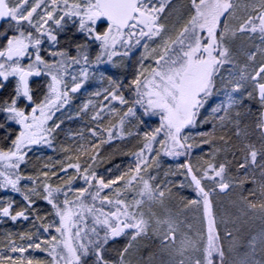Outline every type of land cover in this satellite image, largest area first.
<instances>
[{"label":"snow or ice","instance_id":"6c2138e0","mask_svg":"<svg viewBox=\"0 0 264 264\" xmlns=\"http://www.w3.org/2000/svg\"><path fill=\"white\" fill-rule=\"evenodd\" d=\"M186 8V16H177L179 26L170 28L168 18L180 11L173 0H0V144L8 142L0 147V190L21 194L24 201L17 209L14 199L0 198V218L29 221L38 199L51 206L53 216L44 222L46 216L35 215V230L19 233L23 243L9 241L8 253L18 255L0 250V264H133L131 258L153 240L167 257L161 264H264V0H187ZM257 34L260 44L235 46L239 37ZM138 48L143 51L127 83L101 70L102 65L122 66L123 58L130 60ZM97 73L109 86L92 95L103 100L94 104L89 99L80 111L94 110L91 121L96 127L88 131L98 143L79 145L74 163L71 157L66 165L59 162L60 172L73 169L75 175L64 179L48 164V170L36 176L24 174L21 166L27 164L29 152L53 147L63 121L49 122L69 104L70 94ZM34 77L45 78L39 98ZM123 89H129L134 100L119 115L112 102L129 104ZM137 107L143 117L158 118V126L145 132V142L131 153L135 167L106 179L93 167L99 148L124 138L128 118L144 122ZM105 109L119 116L108 127L101 126ZM246 115L254 116L259 147L251 142L248 128H241ZM206 124L212 131H194ZM229 126L244 142L239 168H259L262 177L259 183L253 177L254 187L240 196L242 213L247 216L246 210H252L261 222L247 239L238 234L227 212L217 214L212 200L217 190L226 193L234 187L227 178V162L206 161L201 169L186 160L178 165L183 171L172 172L185 178L178 185L154 183L151 174L145 177L153 164L160 166L157 157H189L193 148L215 144L217 127ZM219 139L228 144L224 136ZM220 151L212 148L213 160ZM53 176L63 180V186H54ZM248 179L246 171L241 188ZM77 180L83 185L74 188ZM173 186L191 188L196 198L181 196L170 206ZM193 205L202 209V227L194 232L181 219L183 210ZM52 230L57 235H51ZM121 240L123 246L117 247ZM30 251L46 253L49 259L25 255ZM154 256L149 253L147 264Z\"/></svg>","mask_w":264,"mask_h":264},{"label":"rangeland","instance_id":"374dc122","mask_svg":"<svg viewBox=\"0 0 264 264\" xmlns=\"http://www.w3.org/2000/svg\"><path fill=\"white\" fill-rule=\"evenodd\" d=\"M242 2H246V0H242ZM174 6L179 9L180 11L170 16L167 20V24L171 28L173 24H176L177 27L179 26V23L177 21V16L183 14L186 16L187 14V0H173ZM38 11H40L38 9ZM238 16H242V12L237 13ZM232 23L235 25L238 23L237 20H233ZM2 43V42H0ZM260 44V40L258 37V34L253 36L252 39H249L247 35L239 37L235 41V46L237 48H252L253 45ZM154 46V45H153ZM47 47V45H45ZM254 50V49H253ZM143 51V49H136L134 50L131 59L123 58V64L120 67H111L108 65H102L101 70L107 69L106 75H110L113 78L123 80L125 83H127L130 79H132L133 72L135 70V62L140 56V53ZM74 54V53H73ZM95 54V49H93V55ZM259 60V56L257 57ZM240 62L243 63V57H240ZM70 71H78V69H70ZM45 80V79H44ZM43 80L38 81L36 87V93L39 92V97H41L43 93ZM40 87H37V86ZM107 80L101 81L99 80V73L96 74V77L91 78L88 82L84 84V86L81 88V90L77 93H71V100L68 105H66L60 112H57L56 115L53 117V121H50L49 123L52 124L53 122L59 123L60 121H63L61 123L60 128L57 129L55 133V138L53 140V147L48 148L44 147L42 149H34L33 151L29 152L28 156L33 153L37 158L41 159V162L43 163L42 168H44L45 164H48L50 167L52 165H55V168H53V171H58L57 163L58 161H61L65 163V165L69 162L70 155H64L66 147L74 146V151L76 152L77 148L80 145V141L83 140L85 133L88 131L89 127H96V124L91 121V116L93 114V109L90 107L88 111L81 112V106L86 103L89 99L93 101L94 104H99L103 97H96L93 96L92 93L102 90L105 87H108ZM127 93V94H126ZM123 94L126 99L129 100L128 105H120L118 102L113 101L112 106H114L118 112L119 115H122L123 112L127 111L128 107L132 106V101L134 100V95L129 89H123ZM38 97V98H39ZM104 103H108L107 101H104ZM249 102L245 101V104L247 105ZM241 111H245V109H241ZM256 111V107L253 106V112ZM143 110L137 107V116H140L141 119L144 121L141 123V120H138L136 117H130L126 121L125 124V136L124 138L120 139L117 138L113 140L112 142L103 144L99 148V157L97 160L93 163V167L98 175L104 176L106 179H112L117 176H119L121 173L126 172L129 168V166L135 167V159L131 155V153H134L139 150V148L143 145L144 138L143 134L145 132L151 131L152 128H155L158 126V118L152 117L151 119L147 117L142 116ZM79 113V115H77ZM71 117V118H69ZM119 119V116L113 113H110L108 109H105L104 113V120L102 122V127H108L109 123H116ZM78 123L76 127L72 126V123ZM66 124H68L66 126ZM82 125V126H81ZM70 127V128H69ZM247 127L250 132V138L252 135H256L254 143L257 144L259 147L260 140H259V133L254 130V116L246 115L242 118L241 122V128ZM68 128V129H67ZM76 129L75 132L72 130ZM194 131H212V125L206 124L203 125L201 128L195 129ZM80 133H83V138L79 135ZM127 133H131V135H127ZM230 133L235 135V129L231 128L230 126L228 128L220 129L217 127L216 129V141L214 145H203L202 148H193L192 153L189 157H179V158H172L168 156L161 155L157 157V159L160 162V166L156 167L155 164L150 167L147 172L145 173V177L147 178L148 174H151L156 177V181L154 183H160L164 182L165 180L172 181L174 184L178 185V183L182 180H185L184 176L182 175H172V172H180L183 171L182 169L178 168V165L183 164L186 160L189 161L195 168H203L205 166V162H211L219 164L221 162H227V178L231 179L233 181L234 187L230 189L226 193H221L217 190V192L212 196V200L214 203L215 210L218 215H223L225 212H227L230 215V218L232 220L236 221V228H239V235L247 239L250 234H254L256 231L259 230L261 222L258 218V214L254 216L252 210H246L248 215L245 216L241 209L242 205L240 204V196L241 195H248V190L252 189L254 185L250 182L251 179L254 177L257 182H260L262 180L260 169L256 167H249L248 169H240L239 164L243 162V156L244 151L242 153H238L235 151L232 153L233 158L228 157V149H229V141L232 139V136H228ZM224 136L226 140H228V144L225 145L224 141H221L218 137ZM58 138H61V140H58ZM96 140V138H93ZM135 139V148L131 152L130 150L127 152V154H124L121 157H118V162H114L112 164H106L108 163V160H105L104 152L106 151L107 145L113 144V143H128L130 140ZM257 140V141H256ZM236 141H238L236 139ZM98 143V140L97 142ZM236 144V143H235ZM158 148L159 145H156ZM220 148L221 151L216 155L215 160L212 159L210 153L212 151V148ZM71 154L74 152L70 149ZM130 152V153H129ZM231 155V156H232ZM87 157H84L83 160ZM61 159V160H60ZM260 161V158L258 157V162ZM28 162L25 165L21 166V170L24 174L29 175V171L27 168ZM45 169V168H44ZM109 169L111 171H109ZM48 170V169H45ZM247 171L248 174V182H245L243 184V187L239 185V181L244 179L245 172ZM165 173H168L166 176ZM51 175V173H50ZM68 175H75L73 169H69L68 173H62L59 176L63 177L64 179H67ZM43 179V177H41ZM22 183H28L27 181H24ZM51 183H53L54 186L60 185L63 186V180L58 179L57 177L51 178ZM187 183V181H185ZM83 185V181L77 180L74 182L73 187L79 188ZM205 185L208 187H215V185L211 184L208 181H205ZM8 191L5 194H2V190H0V198L4 199L6 201L7 198L14 199V195H18V193H13L11 190ZM172 192L175 194V200L172 202L173 206L175 204L176 200H179V198L185 197L188 200L195 199L196 195L193 192L191 188H180L178 186L172 187ZM21 195V194H19ZM71 193L69 194L71 198ZM63 199V197H61ZM257 203L260 202L261 198L257 197L254 198ZM42 203H46L43 200H37ZM47 204V203H46ZM51 207V206H50ZM182 208V205H181ZM173 210L175 208L173 207ZM201 215H202V209H198L195 205L189 207L188 209L183 210V214L181 215V219L185 221L186 224H191L193 232L200 229L202 227L201 223ZM48 216V215H45ZM239 217V219H237ZM249 217H253L252 219H249ZM9 218H0V250H3L6 255H18V254H12L8 253L7 249L9 246V241L14 240L17 243H23V241H20L19 234L17 236L13 234L12 236L8 233L7 227H3L2 225L5 224L4 220H7ZM53 219V216L51 215L47 217V220L44 222H50ZM39 223V222H37ZM223 227V226H221ZM229 227H232V224H229ZM17 230V229H16ZM16 230L14 232H16ZM35 229L30 228L27 229L24 228L20 232H27V231H34ZM185 231L187 229L185 228ZM51 235H57L54 230L51 231ZM16 236V237H15ZM42 236L45 238L49 237V234L42 233ZM2 243V244H1ZM119 243V242H118ZM117 243V244H118ZM124 241L121 240L120 244L123 246ZM143 252L134 257H132L133 264H137V261H139V264H147V257L149 253H154V259L152 261V264H161V260H166L167 257L161 253V246L158 240H153L149 243V247L147 249L142 248ZM39 252L35 251L30 253H25V255H32L35 258H39ZM45 258H41L43 260L49 259L46 256Z\"/></svg>","mask_w":264,"mask_h":264},{"label":"trees","instance_id":"16d2710c","mask_svg":"<svg viewBox=\"0 0 264 264\" xmlns=\"http://www.w3.org/2000/svg\"><path fill=\"white\" fill-rule=\"evenodd\" d=\"M67 125L68 124H66V126ZM77 125H79L77 122L76 123H72V126L73 127H76ZM72 131L75 132L76 129H73ZM0 135H2V133H0ZM228 136H232V139L229 141V145H228L229 146V149H228V157H230V158L232 157L233 158L232 153H234L235 151H237L238 153H242L243 152L242 149H243V143L244 142H242L241 138H238L237 136L236 137H233L234 135L232 133H230ZM254 136L256 137V135H252L253 138H255ZM218 137H220V135H218ZM252 137L250 138V140H251L252 143H254L255 140ZM93 138L94 137L91 136V134L89 133V131H87L85 133V135H84L83 140L80 141V145L81 144H84V145L87 146L89 143H96L97 140H95ZM236 139L238 141H236ZM58 140H61V138H58ZM134 140L135 139L130 140L128 143H113V144L107 145L106 151L104 152V156H105L104 159L105 160H108V163H106V164H109L111 162L113 164L116 161L118 162L119 161L117 159L118 157H121L124 154H127V152L129 150L132 152L134 150V148H135V141ZM7 143L8 142H4V143L0 144V147H4ZM66 149H67V151H65L64 155L65 154L66 155H70L71 162H73V163L76 162L77 152L74 151V146L66 147ZM70 149L74 152L73 154H71ZM61 161H58V163H57V168H58V171L57 172L58 173H59V168H60L59 162H61ZM81 163H82V160H81ZM42 166H43V163L41 162V159L37 158L33 153H31L28 156V165H27V168H28V171H29V175L36 176V175H38V173L41 170L47 171L44 168H42ZM62 173L63 172H60V174H62ZM7 192L8 191H6V190H2L1 193L2 194H5ZM13 197H14V200L16 201V208L19 209L20 207H22L23 204H24V201H23L22 196L19 195V194L18 195L15 194ZM51 213H52V209H51L50 205H48L46 203H42L40 201H37V203L35 205V212L32 213V218H34V216L37 215V214L40 215V216L48 215V216L51 217ZM48 216H46V217H48ZM32 218H30L29 221L17 220L15 222L11 221L10 219H7V220H4L5 221V224L2 225V226L3 227H7L8 233L9 234L11 233V236L13 234H15L17 236V234L21 233L20 231L22 229L26 228V230H27V229L32 228ZM15 230H16V232H14ZM40 258H41V256H39V258H37V259H40Z\"/></svg>","mask_w":264,"mask_h":264},{"label":"flooded vegetation","instance_id":"af4514ba","mask_svg":"<svg viewBox=\"0 0 264 264\" xmlns=\"http://www.w3.org/2000/svg\"><path fill=\"white\" fill-rule=\"evenodd\" d=\"M5 27H6V25H5ZM69 35H70V33H69ZM64 39H65V38L62 36V37H61L62 46H63V41H64ZM44 79H45L44 77H34V78H32V86H33V88L36 89L35 86L37 85V82H38V81H41V80L44 81ZM36 96L39 97V92H38V94L36 93ZM122 244H123V243H122ZM116 246H117V247H122L121 244H120V241H119V243H118ZM39 255H41V258L44 259V258H45L44 256H46V253L39 252ZM109 255H110V257H113V258L115 257V253H114V252L109 253ZM41 258H40V259H41ZM43 259H41V260H43Z\"/></svg>","mask_w":264,"mask_h":264},{"label":"bare ground","instance_id":"6f19581e","mask_svg":"<svg viewBox=\"0 0 264 264\" xmlns=\"http://www.w3.org/2000/svg\"><path fill=\"white\" fill-rule=\"evenodd\" d=\"M143 252V250H141L140 254Z\"/></svg>","mask_w":264,"mask_h":264}]
</instances>
